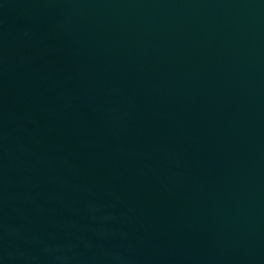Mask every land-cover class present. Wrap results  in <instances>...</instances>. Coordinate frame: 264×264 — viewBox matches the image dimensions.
Returning a JSON list of instances; mask_svg holds the SVG:
<instances>
[{
    "label": "water",
    "instance_id": "water-1",
    "mask_svg": "<svg viewBox=\"0 0 264 264\" xmlns=\"http://www.w3.org/2000/svg\"><path fill=\"white\" fill-rule=\"evenodd\" d=\"M0 264H264V0H0Z\"/></svg>",
    "mask_w": 264,
    "mask_h": 264
}]
</instances>
